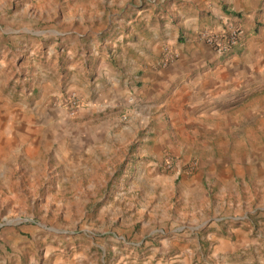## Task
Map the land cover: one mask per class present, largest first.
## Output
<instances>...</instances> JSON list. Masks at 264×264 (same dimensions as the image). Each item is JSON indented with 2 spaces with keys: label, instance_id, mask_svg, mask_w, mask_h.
<instances>
[{
  "label": "rangeland",
  "instance_id": "374dc122",
  "mask_svg": "<svg viewBox=\"0 0 264 264\" xmlns=\"http://www.w3.org/2000/svg\"><path fill=\"white\" fill-rule=\"evenodd\" d=\"M190 4L0 0V104L10 110L0 135V264H160L167 254L154 251L158 240L190 226L216 234L240 227L255 245L264 243V0L251 19L258 32H246L240 51L246 58L233 66L235 92H246L236 98L242 103L221 108L219 118L204 119L206 126L151 120L129 144H117L99 160L92 155L86 172L69 174L57 157L91 117L81 115L88 101L79 92L85 91V65L112 55L122 63L120 44L131 32L145 23H174L181 16L176 11L199 9ZM51 84L58 95L45 99ZM69 93L81 102L74 116L64 103ZM38 100L48 111L45 127L59 137L34 149L26 141L5 142L14 130L10 108L34 114ZM168 158L179 175L165 168ZM190 176L200 179V190L185 194L183 179Z\"/></svg>",
  "mask_w": 264,
  "mask_h": 264
},
{
  "label": "crops",
  "instance_id": "0c3cea01",
  "mask_svg": "<svg viewBox=\"0 0 264 264\" xmlns=\"http://www.w3.org/2000/svg\"><path fill=\"white\" fill-rule=\"evenodd\" d=\"M187 1L191 2L189 7L198 4L199 9L188 8L191 11L188 14L178 10L176 14L181 16L174 23L171 20L160 25L145 23L131 32L130 41L120 44L125 51L122 63L112 55L95 59L93 66L85 65L82 71L86 73L85 76L82 74L85 91L75 87L88 100L81 115L90 113L91 117L70 138L66 151L57 156L69 174L86 172L92 166L89 164L92 155L99 160L117 144H129L138 135L140 127H150L151 120L163 121L168 127L181 124L206 126L204 119L219 118L216 113L221 108L226 110L235 103H242L236 98L246 92H235L233 66L246 58L241 54L248 44L247 36L254 32L256 25L252 26L251 19L261 0ZM226 19L241 22L244 47L219 53L200 39L198 33L203 29L219 30ZM165 47L177 54V58L163 64ZM89 72L93 74L88 78ZM127 78L136 83L129 85ZM50 87L52 91L42 93V97L56 98L58 93L54 85ZM3 104H0V135L4 133L10 112ZM33 108L34 114L16 106L10 108L14 112L10 118L14 130L12 136L4 137L5 142L18 145L26 141L34 149L44 144L45 138L59 137L55 130L51 134L45 127V112L48 111L43 104L38 100ZM121 112L128 115L123 123L120 121L126 115H118ZM155 175L154 171L149 173V176ZM183 180L186 182L185 194L200 190L197 176ZM189 228L190 231H180L158 240L154 251L167 254L165 259L160 258L165 260L163 264H264V243L255 245L248 230L231 227L224 234H216L212 231L191 232L196 226ZM100 247L104 254L106 247ZM68 260L75 262L74 258ZM161 260L158 263L161 264ZM142 263L154 264L150 259Z\"/></svg>",
  "mask_w": 264,
  "mask_h": 264
},
{
  "label": "built area",
  "instance_id": "2783aa9c",
  "mask_svg": "<svg viewBox=\"0 0 264 264\" xmlns=\"http://www.w3.org/2000/svg\"><path fill=\"white\" fill-rule=\"evenodd\" d=\"M207 45L213 48L216 52L225 53L231 52L235 49H241L244 44L242 41V27L238 19H226L224 26L219 30L203 29L198 33ZM177 58V54L171 51L168 47L163 49V64L169 63ZM67 113L74 116L81 106L79 97L75 93H69L64 100ZM165 168L169 171L175 172L176 175L180 174V168L177 162L168 158L165 161Z\"/></svg>",
  "mask_w": 264,
  "mask_h": 264
},
{
  "label": "trees",
  "instance_id": "16d2710c",
  "mask_svg": "<svg viewBox=\"0 0 264 264\" xmlns=\"http://www.w3.org/2000/svg\"><path fill=\"white\" fill-rule=\"evenodd\" d=\"M258 27H259L258 25L255 26L254 32H256V30L258 29Z\"/></svg>",
  "mask_w": 264,
  "mask_h": 264
}]
</instances>
